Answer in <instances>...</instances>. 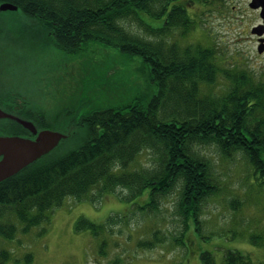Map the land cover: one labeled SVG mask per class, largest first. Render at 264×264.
<instances>
[{"label":"trees","instance_id":"16d2710c","mask_svg":"<svg viewBox=\"0 0 264 264\" xmlns=\"http://www.w3.org/2000/svg\"><path fill=\"white\" fill-rule=\"evenodd\" d=\"M174 1L0 0L18 5L16 11L42 24L68 52H78L95 40L141 57L147 78L158 87L149 100L137 96L124 105L72 118L66 129L75 128L74 133L83 136L79 145L66 148L65 139L51 153L0 182V264L12 256L2 247V238L14 239L19 225L28 233L48 221V211L60 207L67 197L95 199L118 187L130 190L128 198L150 188V200L142 208L157 209L161 198L180 185L175 211L186 225L193 219L200 230L203 204L219 189L213 161L202 152L206 145H216L226 157L243 152L256 177L264 179V80L246 71L227 73L232 82L228 93L201 95V83L216 80L218 55L211 47L182 48L170 41L174 27L184 26L185 35L193 25L185 6ZM142 14L162 19V24L151 25ZM134 21L150 37L126 25ZM9 96L0 92V103L7 110L33 119L41 128L49 127L45 111L23 108ZM65 113L54 118H69ZM0 131L23 134L25 129L17 122L0 120ZM143 151H151L152 165L129 169ZM76 228L103 230L100 223L84 217L77 220ZM159 233L155 232L158 242ZM154 245L153 240L141 242V246ZM210 258L208 251L202 253L204 261L211 262ZM228 264H247L246 256L230 252Z\"/></svg>","mask_w":264,"mask_h":264},{"label":"rangeland","instance_id":"374dc122","mask_svg":"<svg viewBox=\"0 0 264 264\" xmlns=\"http://www.w3.org/2000/svg\"><path fill=\"white\" fill-rule=\"evenodd\" d=\"M226 7L230 10L231 3L219 7L215 0L198 1L187 9L193 23L187 34L182 32L184 26L171 31L170 41L182 48L200 45L216 50V80L201 83V95L228 93L232 82L227 73L246 71L264 80V57H256V45L245 41L247 33L238 27L237 18L228 26L225 15H232L224 13ZM142 15L151 25L162 24V19ZM126 25L150 37L136 21ZM157 91L141 57L95 40L71 53L24 12H0V92L9 93V100L23 108L45 111L48 128L67 132L72 118L124 105L137 96L149 100ZM61 111L69 118L56 120ZM73 130L77 131H69ZM0 135L10 134L0 131ZM67 140L66 148L75 147L83 136L74 133ZM202 152L213 161L219 189L203 204L200 230L193 219L186 225L175 211L180 185L161 198L157 209L142 208L150 200V188L128 198L130 190L118 187L95 199L91 195L81 201L67 197L60 207L48 211V221L28 233L19 225L14 239L2 238V247L12 252L6 264H228L230 252L264 264V179L256 177L241 151L226 157L212 144L203 146ZM152 163L151 151H143L129 169ZM82 217L100 223L103 230L77 229L76 222ZM147 240L155 245L141 246ZM207 251L211 262L202 259Z\"/></svg>","mask_w":264,"mask_h":264},{"label":"water","instance_id":"95a60500","mask_svg":"<svg viewBox=\"0 0 264 264\" xmlns=\"http://www.w3.org/2000/svg\"><path fill=\"white\" fill-rule=\"evenodd\" d=\"M11 2H2L0 10H18ZM263 48H260L262 51ZM0 120L17 122L35 135L34 138L22 135H0V182L16 175L39 158L55 150L63 140L75 131H58L48 127L41 128L33 119L19 116L0 106Z\"/></svg>","mask_w":264,"mask_h":264},{"label":"flooded vegetation","instance_id":"af4514ba","mask_svg":"<svg viewBox=\"0 0 264 264\" xmlns=\"http://www.w3.org/2000/svg\"><path fill=\"white\" fill-rule=\"evenodd\" d=\"M198 1L202 3V0H176L174 2L184 5L186 9H189L190 7L195 6ZM215 1L216 6L219 7L222 6V4L231 3V9L228 10V8L226 7V10L224 11V13H229L233 17L232 18L228 15H225L228 26H232L234 19L237 18V20L239 21V23H237L238 27H241L247 33L244 36L245 41L251 42L256 45V57H264V0H236L235 2H233V0ZM236 11H242L243 14H241L240 16H233L231 12ZM260 48H263L262 51H260ZM1 105L2 104L0 103V106ZM13 109L15 108L13 107ZM20 135L29 138L35 137V135L28 130H25L23 134ZM246 262L247 264H256L248 256H246Z\"/></svg>","mask_w":264,"mask_h":264}]
</instances>
